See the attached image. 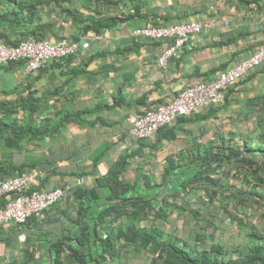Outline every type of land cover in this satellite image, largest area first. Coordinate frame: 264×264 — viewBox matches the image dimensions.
<instances>
[{
	"label": "crops",
	"instance_id": "0c3cea01",
	"mask_svg": "<svg viewBox=\"0 0 264 264\" xmlns=\"http://www.w3.org/2000/svg\"><path fill=\"white\" fill-rule=\"evenodd\" d=\"M163 2L166 0L152 1L160 7ZM209 2L211 0H203V8L193 4L183 9L174 4L172 9L168 8L172 18L158 20L159 24L187 19L213 23L191 34L177 53L167 58L163 67L158 66L156 60L167 41L130 35L135 27L153 24L150 15L130 19L132 27H127L126 22L101 33L89 31L80 35L74 40L82 45L74 55L47 63L32 74L23 73V64L7 70L0 67V98L15 97L20 91L29 92L32 100L44 91L57 89L55 95L46 98L40 109L30 116H51L63 109L90 112L83 115L86 122L68 123L60 134L29 142L27 151L11 149L0 139V163L10 161L24 165L19 172L36 169L43 173L33 179L34 188L69 187V194L50 210L32 215L21 225L0 226V264L18 263L29 254V249L40 254L36 264L46 261L50 264L51 241L65 235L68 229L78 228L75 223L80 205L78 189L94 188L102 197L109 195V188L99 186L97 176L120 158L125 157L127 161V169L122 174L125 181L143 187L142 173L149 165L154 166V169L150 166V170L155 171L156 180H160L161 165L167 156L186 149L197 139L207 140L214 131L245 126L254 112L252 104L264 91V63L225 90L224 102L216 107L217 111L207 114V108H199L193 116L170 124L169 127L175 129V138L156 143L155 134L147 140L125 141L128 114H141L170 101L186 86L213 79L219 71L248 57L264 42V16L249 13L236 0ZM70 30L67 28L63 36L73 39L68 35ZM3 89L13 93L3 94ZM153 144L159 148L151 149ZM78 177L84 181L77 183ZM98 201L89 198L90 204Z\"/></svg>",
	"mask_w": 264,
	"mask_h": 264
},
{
	"label": "trees",
	"instance_id": "16d2710c",
	"mask_svg": "<svg viewBox=\"0 0 264 264\" xmlns=\"http://www.w3.org/2000/svg\"><path fill=\"white\" fill-rule=\"evenodd\" d=\"M236 1L249 13L264 16V0ZM145 15H150L155 25L159 19L172 18L168 8L156 6L152 0H0V42L16 45L23 40L66 38L63 32L67 28L71 29L68 35L77 39L89 31L101 33ZM22 64L9 61L0 67L7 70ZM56 90L44 91L32 100L29 92L20 91L15 97L0 98V139L6 146L27 151L29 142L60 134L68 123L86 122L83 115L89 110L63 109L51 116H30ZM2 93L13 92L3 89ZM223 102L202 108L211 114ZM252 106L251 121L245 126L214 131L207 140L197 139L186 149L167 156L161 165L160 180H156L154 166L149 165L142 173L143 187L125 181L122 174L127 161L122 157L97 176V183L109 188V195L102 197L94 188H79L78 228L68 229L51 241L50 264H264V91ZM156 134V143L176 136L169 125L161 126ZM150 147L159 148L157 144ZM23 166L10 161L0 163V176L13 175ZM201 196L207 205L217 203L219 207L232 202L236 208L246 209L254 204L259 209V226L240 218L239 210L227 211L229 219L241 228H249L244 242L215 240L205 244L211 236L204 229L213 225L209 218L214 214L213 207H207V213L189 207L193 198ZM90 197L100 203L90 204ZM5 200V196L0 197V206ZM185 213L195 220L192 226L185 225L187 234L179 232L182 228L172 232L162 226L172 216L182 217ZM28 255L14 264H36L40 254L29 249Z\"/></svg>",
	"mask_w": 264,
	"mask_h": 264
},
{
	"label": "built area",
	"instance_id": "2783aa9c",
	"mask_svg": "<svg viewBox=\"0 0 264 264\" xmlns=\"http://www.w3.org/2000/svg\"><path fill=\"white\" fill-rule=\"evenodd\" d=\"M212 24L211 21L193 19L159 25L149 23L133 28L130 35L134 38L167 41L166 47L156 60L157 65L163 67L167 58L176 54L191 34L199 33L203 27L208 28ZM81 45L79 41L70 38H61L56 41L50 39L23 40L16 45L0 42V65L9 61H22L23 73L29 75L37 72L46 63L75 54ZM263 62L264 42L260 43L248 57L219 71L213 79L186 86L170 101L157 104L141 114H128L125 141L150 139L161 126L172 124L177 117L188 116L202 107L220 104L229 86L236 84L249 71ZM42 175L41 171L29 169L10 176H0V197L5 196L6 198L0 206V226L24 224L29 217L50 210L69 194V187L66 185L43 189L34 188L33 179ZM83 181V178H77V183Z\"/></svg>",
	"mask_w": 264,
	"mask_h": 264
},
{
	"label": "rangeland",
	"instance_id": "374dc122",
	"mask_svg": "<svg viewBox=\"0 0 264 264\" xmlns=\"http://www.w3.org/2000/svg\"><path fill=\"white\" fill-rule=\"evenodd\" d=\"M158 1L159 0H157V2ZM169 1L171 4H168ZM193 1L194 2H192V0H166V3L163 2L164 4L161 7L172 9V6L174 7L176 4H178V6L180 5L181 8L185 9L188 6L194 4L195 7L201 6V8H203V5H201V3H203V0H193ZM214 2H216V0H211V2L209 3H214ZM227 2H225L226 6H228ZM127 24H128L127 27H130V26L132 27L133 21L128 22ZM256 119L257 117L253 116V121ZM144 190H148V189H144ZM192 200L193 201L189 205V207L199 210L201 213H203V210H205L204 212L207 213L208 212L207 207H211V208L213 207L212 209H213L214 214H209V218L211 219L213 225H210L206 227V229H204L205 232H207L208 234L209 233L211 234V236L209 238L207 237L205 241V244L207 245L210 242L215 241V240H218L219 242L227 241V242H230L231 244H241L242 242H244L245 233L249 230V228L248 229L241 228L236 222H233L231 219H229L230 217H229V214H227V211L233 212V211L239 210L238 212L240 214L239 216L240 218H242L245 221H251L253 224H256L257 226H259L258 225L259 209H256L254 204L250 205L249 208L244 209V207H240L241 208L240 209L239 207L236 208L232 202L226 204L225 207H219L216 205L217 203H214L213 205H207L204 196H201V198H197V199L193 198ZM194 221L195 220L192 218V216H190L189 218L188 213H185L184 216L182 217L180 215L172 216L171 219H169L168 223L162 222V226L165 229H168V230L170 229L172 232H175L176 229L179 230V228H182L180 229L179 232L182 235H185L187 234L189 230L188 227H186L185 225L192 226ZM202 225L204 224L202 223ZM183 226L185 227L183 228Z\"/></svg>",
	"mask_w": 264,
	"mask_h": 264
},
{
	"label": "clouds",
	"instance_id": "9594fccd",
	"mask_svg": "<svg viewBox=\"0 0 264 264\" xmlns=\"http://www.w3.org/2000/svg\"><path fill=\"white\" fill-rule=\"evenodd\" d=\"M261 43H262V42H261ZM263 63H264V62H263ZM261 64H262V63H261ZM259 65H260V64H259ZM259 65H258V66H259ZM237 82H238V81H237Z\"/></svg>",
	"mask_w": 264,
	"mask_h": 264
}]
</instances>
